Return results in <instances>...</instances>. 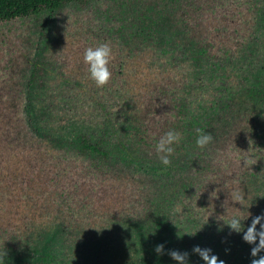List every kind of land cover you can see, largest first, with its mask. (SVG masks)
I'll use <instances>...</instances> for the list:
<instances>
[{"label":"rangeland","instance_id":"1","mask_svg":"<svg viewBox=\"0 0 264 264\" xmlns=\"http://www.w3.org/2000/svg\"><path fill=\"white\" fill-rule=\"evenodd\" d=\"M199 39L215 44V50L262 53L264 0H84L64 5L55 14L0 27V83L24 95L44 87L48 96L35 98L38 107L52 113L44 120L46 129L57 134L84 127L98 133L106 120L115 121L119 95L128 96L140 74L148 79L153 71L173 69L183 89L190 71L200 67L190 48ZM104 43L112 48V78L109 90L100 93L83 57L86 48ZM169 56L176 58L174 66L165 64ZM121 64L123 79L116 78ZM196 98L194 94L189 100ZM24 154L1 152L0 179L5 174L10 180L13 168L22 175L17 179L33 176L36 168L25 165L29 159ZM243 181L248 190L243 205L232 200L233 194L166 195L164 211L173 225L152 230L120 223L124 194H87L92 185L76 190L74 183L80 180L65 176L58 187L68 194H54L53 213L42 194H5L0 200V214H5L0 253H7L4 264H177L168 255L177 250L189 254L187 264H205L193 252L198 246L210 249L224 264H251L264 256L262 250L253 257L254 245L243 240L252 219L264 215V159ZM81 200L92 203L88 208L96 214L95 222L86 214L79 216ZM71 207L73 215L68 213ZM234 215L242 219L244 231L234 232L227 225ZM59 219L63 225L55 223ZM159 244L164 245L163 254L155 251Z\"/></svg>","mask_w":264,"mask_h":264},{"label":"trees","instance_id":"2","mask_svg":"<svg viewBox=\"0 0 264 264\" xmlns=\"http://www.w3.org/2000/svg\"><path fill=\"white\" fill-rule=\"evenodd\" d=\"M81 1L0 0V27L55 14L64 5ZM199 40H193L190 48L194 49L192 60L200 67L190 71L183 89L173 69L153 71L148 79L140 74L133 81V91L119 95L115 121L113 117L106 120L98 133L84 127L57 134L46 129L44 120L52 113L38 107L39 98H35L48 96L44 87L42 92L38 89L24 95L0 83V154L9 152L16 157L26 153L25 165L36 168L35 178L33 174L17 179L22 175L14 168L10 180L2 175L0 200L5 194H39L40 198L42 194L53 213L54 194H68L58 187L66 176L80 180L74 183L76 190L92 185L87 194H124L126 210L115 214L120 223L163 230L173 225L164 211L168 194H247L243 177L251 168L259 170L264 159V47L262 53L245 50L237 54L215 50V44ZM175 59L169 56L164 61L174 66ZM124 77L121 64L116 78ZM107 86L94 90L101 93L109 90ZM194 94L196 102L189 100ZM99 104L102 111L104 104ZM170 130L182 139L172 145L171 163L165 166L156 145ZM198 130L213 137L204 148L196 145ZM249 157L257 163L245 167L243 161ZM78 160L82 163L71 165ZM79 206V216L86 214L88 221H96V214L88 208L92 203L81 200ZM74 212L71 207L68 213ZM0 222L5 223V214H0ZM55 223L64 224L60 219Z\"/></svg>","mask_w":264,"mask_h":264},{"label":"clouds","instance_id":"3","mask_svg":"<svg viewBox=\"0 0 264 264\" xmlns=\"http://www.w3.org/2000/svg\"><path fill=\"white\" fill-rule=\"evenodd\" d=\"M84 62L89 66L88 72L89 77L93 80L97 87L106 86L111 78L112 72L109 69V63L113 59L112 48L108 43L100 44L96 47H88L84 52ZM199 135L196 139V145L199 148H204L210 144L213 140V137L210 133H205L202 130H198ZM182 137L180 133L175 131H168L163 136L160 137L158 144L156 145V151L160 154V161L163 165L169 166L171 161L169 157L173 154L174 148L173 144H179ZM257 161L252 158H247L243 161L245 167H251L256 164ZM232 200L238 202L240 205L243 204L245 200V195L242 192H235L232 195ZM264 215L256 216L252 219L251 224L247 227V230L244 231L242 225V219L238 216H233L227 225L234 232L244 231L243 240L254 247L251 249V255L257 257V254L264 250ZM257 225L260 226L259 230ZM155 251L157 254L164 253V245L159 244L156 246ZM193 252L200 255V257L205 261V264H224L223 260H218V257L212 254L210 249H201L196 246L193 249ZM7 253L4 251L0 253V264H4V258ZM177 264H187L188 253L179 252L177 250H172L168 253ZM251 264H264V256H259L257 259H253Z\"/></svg>","mask_w":264,"mask_h":264}]
</instances>
